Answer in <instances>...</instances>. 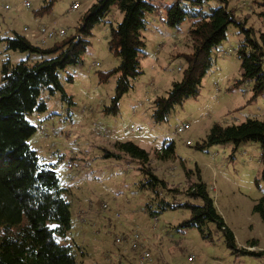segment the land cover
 Segmentation results:
<instances>
[{
  "label": "rangeland",
  "instance_id": "1",
  "mask_svg": "<svg viewBox=\"0 0 264 264\" xmlns=\"http://www.w3.org/2000/svg\"><path fill=\"white\" fill-rule=\"evenodd\" d=\"M95 1L52 0L49 11L34 15L42 0H0V37L16 33L34 46L48 48L59 39L41 44L44 38L37 29L63 30L66 35H72L81 16ZM150 1L162 5L174 2ZM262 3L264 0H227L226 9L231 12L234 24L228 25L225 38L211 50L210 68L200 80L198 95L175 106L162 123L151 121V103L156 97H165L171 84L180 80L184 63L174 56L191 53L187 20L172 28L151 15L145 17L139 58L141 74L118 102L115 116L101 113L113 95L115 76L103 83L97 77V73L107 72L119 63L106 46L108 24L114 27L122 18L114 7L92 28L81 65L67 66L58 72V80L71 103L61 100L59 94L48 96L40 92L39 99L44 101L46 111L25 116L35 128L27 145L39 163L53 166L59 186L67 190L63 197L69 204L70 228L64 238L55 240L76 248V262L136 264L137 254L144 250L150 254L152 264H264V224L252 212V206L264 195L258 144L241 143L234 151L231 144L213 145L204 151L193 148L204 140L214 123L235 125L245 119L264 122V90L252 99V83L238 84L236 58V49L244 37L257 38L259 33L264 34ZM72 5L76 7L74 10ZM179 5L190 8L187 1H180ZM219 6L222 5L216 0H208L194 9L207 13ZM4 48L0 42V65L6 60L14 65L46 58ZM67 76L71 77L69 83ZM184 124L187 130L171 135ZM39 125L41 130L37 129ZM130 125L138 131L130 130ZM114 139L132 141L149 152L154 174L179 189L183 188L180 163L192 171L196 167L236 245L261 251L262 255H230L221 235L210 223L202 228L203 234H211L210 242L202 239L195 229H180L179 222L188 215L184 210L164 211L156 221L150 219L142 208L152 193L138 189L140 175L135 164L102 158V151L111 150ZM169 141L174 144L176 158L163 162L155 159L153 152ZM114 213L116 219H112ZM134 231L141 239L138 253L132 254L128 239ZM115 239L120 244L114 243ZM253 240L256 246L249 248ZM121 250L123 256L118 257Z\"/></svg>",
  "mask_w": 264,
  "mask_h": 264
},
{
  "label": "trees",
  "instance_id": "2",
  "mask_svg": "<svg viewBox=\"0 0 264 264\" xmlns=\"http://www.w3.org/2000/svg\"><path fill=\"white\" fill-rule=\"evenodd\" d=\"M180 1H187L190 8H181ZM204 1L208 0H174L171 5H162L150 0H96L79 19L74 34L66 35L62 30V38L55 39L48 48L34 46L16 33L11 37H0L5 51L46 56L34 63L20 61L10 65L6 60L0 65V264H81L76 262V248L55 240L64 238L70 228L69 204L64 199L67 190L59 186L53 166L39 163L35 152L27 145L35 128L25 116L46 111L44 101L39 99L40 92L48 96L59 94L61 100L71 103L58 80V72L67 66L81 65L92 28L114 7L122 18L114 27L108 24L106 46L119 63L107 72L97 73V77L99 83H103L108 77L115 76L113 95L109 104L101 108L103 116H115L118 102L141 74L139 58L142 56L141 32L145 17L151 15L172 28L187 20L190 22L187 37L191 53L174 56L184 63L180 80L171 84L165 97H156L151 103V121L155 124L164 122L175 106L198 95L200 80L210 68L211 50L225 38L228 25L234 24L231 12L226 9L227 0H216L222 6L209 9L207 13L194 9ZM51 4L52 0H42L34 15L49 11ZM260 5L264 7V3ZM261 15L264 17V8ZM236 58L239 62L238 84L252 83L254 99L264 90V34L259 33L257 38L244 37L236 49ZM66 82H71L70 76L66 77ZM246 142L258 144L260 180L264 183L262 121L245 119L226 126L214 123L204 140L193 148L204 151L213 145L231 144L234 151L236 146ZM153 156L162 162L176 158L173 142L162 143ZM102 158L135 164L140 175L138 189L152 193L142 208L150 219L155 220L164 211L184 210L188 215L179 222L180 229H195L202 239L210 242L211 234L202 233V228L210 223L221 235L230 255H262L261 251L236 245L196 167L192 171L180 163L183 188L179 189L154 174L150 153L132 141L114 140L111 150L102 151ZM252 212L264 224V195L252 206ZM255 246L254 240L248 244L249 248Z\"/></svg>",
  "mask_w": 264,
  "mask_h": 264
},
{
  "label": "built area",
  "instance_id": "3",
  "mask_svg": "<svg viewBox=\"0 0 264 264\" xmlns=\"http://www.w3.org/2000/svg\"><path fill=\"white\" fill-rule=\"evenodd\" d=\"M23 5L25 7H28V3L27 2H24ZM71 9L74 10L75 9V5L74 6H71ZM23 31H26L25 29H23ZM37 33L42 37L44 38L43 40H41V44H44L46 40H55L57 38H62V36L64 35L63 31L62 30H58L56 32H54L53 30H49L45 27H39L37 29ZM39 130H41V125L38 126ZM129 129L136 132L138 131L137 128L133 127V126H129ZM188 129V126L186 124L180 126V127H177L175 128L174 132L171 134V135H177V134H180L182 133L183 131L187 130ZM185 145H189V142H185ZM67 167H69V165H67ZM102 208H106L105 205L102 206ZM116 216L117 214L114 213L113 215V219L115 217L116 219ZM155 221V220H154ZM140 235L134 231L130 234L129 236V239H128V242H129V249L131 251L132 254H135V253H138L137 249L139 248L140 246ZM114 243H118L120 244V241L115 239L114 240ZM135 261H136V264H150V261H151V256L149 253H147L146 251L142 250L141 252H139L135 258ZM187 261L189 262L190 259L187 258Z\"/></svg>",
  "mask_w": 264,
  "mask_h": 264
},
{
  "label": "crops",
  "instance_id": "4",
  "mask_svg": "<svg viewBox=\"0 0 264 264\" xmlns=\"http://www.w3.org/2000/svg\"><path fill=\"white\" fill-rule=\"evenodd\" d=\"M118 136H119V134H118ZM118 136L116 135V138H117V139H118ZM117 139H114V140H117ZM144 139L146 140V138H145V137H144ZM122 253H123V250H121V254H119V255H118V257H122V256H123V254H122ZM124 253H125V252H124ZM132 259H134V258H132ZM132 259H131V260H132Z\"/></svg>",
  "mask_w": 264,
  "mask_h": 264
}]
</instances>
